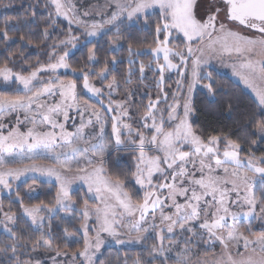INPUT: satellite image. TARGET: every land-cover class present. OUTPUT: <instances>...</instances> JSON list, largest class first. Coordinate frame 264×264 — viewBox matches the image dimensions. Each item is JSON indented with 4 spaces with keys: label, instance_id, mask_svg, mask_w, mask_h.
<instances>
[{
    "label": "snow or ice",
    "instance_id": "obj_1",
    "mask_svg": "<svg viewBox=\"0 0 264 264\" xmlns=\"http://www.w3.org/2000/svg\"><path fill=\"white\" fill-rule=\"evenodd\" d=\"M50 2L56 17L62 16L69 26L76 24L84 27L89 36H95L125 15L129 20L133 17L138 19L147 10L158 8L162 25L157 24V46L151 51L157 58V68L160 71L157 82L159 92L156 99L149 98L143 114L136 121L138 126L133 127L124 122L125 117L131 119L125 102L111 99L113 90L118 88L115 80L107 84L109 102L105 106L103 99H100L104 95L102 89L90 82L92 74L83 69L72 68L74 73L79 71L83 75V88L98 98L100 108L79 103L76 81L54 77L58 69L70 68L67 63L69 52L65 50L61 54L57 49L61 45L66 49L68 44L75 47L76 37L71 34L66 40L52 45L47 63H39L27 74L15 72L7 61L0 64V78L4 82L14 81L23 89V92L17 89L15 94L0 93V130L10 129L6 135L0 131V185L10 188L11 179H19L27 172L54 177L59 184L56 204L63 207L64 201L70 199L69 187L72 183V179L65 174H74L88 184L89 192L96 193L95 199L99 204L90 207L85 201V223L81 224L84 246L72 253L71 264H77V261L79 264H94L95 252L92 249L99 251L103 243L101 233L115 238L120 234L118 228H123L129 242L139 243L145 238L149 228L159 229L156 239L161 242L162 251L164 226L168 233H173L177 226L181 232L194 233L193 222H199V228L207 230L209 239L218 241L222 246L223 251L215 264H264V231L256 234L250 227L252 219H264V192L257 198L246 171L264 174V167L257 166L251 156L241 159V144L237 140L227 134L205 137L202 132L195 130L192 122L196 112L193 103L195 86L201 79H211V73L207 77H201V65H206L212 58L235 56L238 62L231 65L233 75L252 91L258 101L260 118L255 120L253 127L264 138V0H222L205 19L197 17L196 0H124L123 3L121 0H113L118 11L104 23L90 25L75 14H70L73 13L71 0ZM221 13L224 15L223 21L219 19ZM173 30L181 33L187 41L185 49L175 51L168 46L169 34ZM244 30H251L252 34H245ZM161 32L165 34L162 42L159 41ZM44 35H48L47 29ZM4 39H9L7 32L4 33ZM160 54H163V64L159 63ZM172 57H179L180 63H174ZM94 58L95 53L90 48L88 59L91 61ZM189 62L191 80L187 85V95H184L183 81L188 74ZM173 69L180 74V79L176 81L177 90L172 92V100L169 102V93L163 87L164 73ZM106 72V68L100 69L101 80L106 78ZM140 72L143 75V64ZM41 74L53 75H48L45 80ZM203 87L214 95L211 83L204 84ZM57 95L60 97L59 101L55 100ZM47 98H51L53 102H47ZM161 104L166 107H161ZM228 106L231 111V102ZM181 107L182 114L179 111ZM69 109H76L81 115V125L75 132H68L60 121L61 115L67 121ZM165 112L167 120L164 118ZM86 113H90L89 124L92 122L91 117H94L99 125V133L92 140L84 139ZM107 113L113 114L111 132L117 148L125 142L123 138L127 137L128 142L138 150V156L133 157L136 169L133 176L136 184L144 191L142 200L133 201L129 191L125 190L124 180L102 175L106 151L102 141ZM13 115L15 123L10 124ZM249 123H252L251 119ZM21 124L31 126L26 131H21ZM58 141H63L67 146L60 147ZM256 142L252 140L253 144ZM58 147L59 151H56ZM15 149L20 151H14ZM25 149L28 150L27 159L31 163L23 167L13 166L23 163ZM49 157L55 159L51 165L45 166L41 161ZM84 161L88 166H98L91 167V170L89 167L79 166ZM73 163L78 166L73 168ZM259 163L264 164V158H260ZM158 177L163 178L159 183L155 182ZM241 189L245 193L242 197ZM164 190H167V194ZM232 193L236 194V200L230 198ZM181 197L184 203L178 202ZM208 197L211 199H207ZM229 204H238L241 208L247 205V211H230ZM21 207L33 225L39 222L38 226H43L41 205L26 207L21 204ZM165 207L174 208L175 212L165 214ZM52 210V207H48L49 212ZM157 210L160 212L159 224L156 223ZM93 213L98 227L94 229L95 237H90L87 220ZM149 215L152 217L151 222L147 218ZM4 216L7 221H14L13 215L5 213ZM241 216L248 219L249 227L245 231L249 234L239 229L238 220ZM124 217L131 219L125 223ZM229 217L231 224L228 223ZM5 231L12 238L10 247L12 256L15 257L14 264H41L40 260L22 261L17 255L16 233L7 225ZM93 239L95 244L92 243ZM116 242L124 243L120 239ZM241 242L243 251L240 250ZM27 247L28 242H25V248ZM40 249L46 253L55 252L50 257L52 264H58L56 257L68 255L59 248L54 249L51 240L45 238L43 233L31 241V251ZM152 251L157 252L155 245ZM134 264H142L139 257H136ZM174 264L192 262L187 255L177 253Z\"/></svg>",
    "mask_w": 264,
    "mask_h": 264
},
{
    "label": "trees",
    "instance_id": "obj_2",
    "mask_svg": "<svg viewBox=\"0 0 264 264\" xmlns=\"http://www.w3.org/2000/svg\"><path fill=\"white\" fill-rule=\"evenodd\" d=\"M157 24L162 25V21L159 14L155 13L145 15L136 23L121 24L117 32H110V35L107 34L96 41L85 43L82 40L83 37L79 35L76 49L67 57L70 68L58 72L54 77L58 76L62 80H75L78 85V101L92 106H97V103L89 100L84 92L83 75L79 71L74 73L72 68L90 72L92 74L90 81L99 88L115 80L118 85V88L115 89L117 94L115 96L127 102L126 106L133 117H140L149 98L154 99L157 92L156 80L149 78L152 76V72L148 71L150 67L147 66V63H152L150 51L157 46ZM45 29L48 31L47 36L44 35ZM69 29L70 27L65 21L55 16L53 6L47 0H0V64L7 61L8 66L15 72L22 71L24 74L29 72L39 63H46L49 60L48 53L52 51V44L61 41ZM5 32L9 36L8 40L4 39ZM72 34L76 35L79 32L73 30ZM114 36H116L114 39L116 42L112 43ZM117 37H119L118 40ZM162 39H164L163 32L159 34V41ZM90 48L95 53V58L91 61L88 59ZM142 64L144 65L143 75L140 72ZM101 68L107 70L106 78L103 80H99ZM209 73H211V79H201L200 88L193 94L196 112L192 117V122L195 130L198 133L202 132L205 137L212 134L229 135L241 144V159L251 156L253 162L264 167V164L259 163L260 158H264V138H261L253 127L255 120L260 118L258 102L243 85L228 74L204 70L200 75L207 77ZM48 75L44 74L43 79H48ZM209 83L212 84L214 95L203 87L204 84ZM17 89L23 92L22 87L16 83H5L0 80V93L15 94ZM229 102L232 105L231 111H229ZM73 113H77V111L68 110L69 118L67 121H63L65 129H72L69 120ZM249 119L252 120V123H249ZM14 123L10 122V124ZM108 132L109 126L103 140L106 151L110 149L105 151L104 172L109 178L119 177L124 180L125 190L129 191L133 201L142 200L144 191L136 184L133 176L136 170L133 157L137 156V151L129 147L126 149L112 147L111 143H107ZM252 140L257 142L253 144ZM222 147L223 145H221ZM159 180L157 181L160 182ZM261 183L264 184V179ZM30 184L36 188L34 195L29 189ZM57 192L58 186L55 183L35 178L26 179L23 183H19L13 192L1 196V210H6L14 216L11 229L16 233L17 255L22 261L35 260L40 254H43L41 251H31L30 247L31 241L46 230L43 232L38 227H34L23 216L21 204L26 207L32 205L51 207L56 202ZM72 196L75 206L79 208L89 200L83 190L74 191ZM74 213L69 218L55 216L56 223L50 227L51 236L49 239L54 248H59L60 251L72 253L82 248L81 240L70 243L66 237L67 233H76L77 237H80L77 226L81 221L74 218L79 212ZM252 229L256 234L264 231V219H255ZM165 238L174 241L171 242V245L175 243L184 249L191 247L189 248L191 252L196 250L197 258L202 255L212 257L215 253L213 249L209 248L206 237L201 238L198 242L196 235L187 231L173 236L165 235ZM189 240L190 243L187 242ZM25 242H28L27 248H25ZM11 243V236L0 232V264H14L15 257L12 256ZM177 249H175V256L172 259L167 258L168 263H165L161 257L153 259L152 245L147 243L131 249H111L108 253L103 251L97 258L96 264H134L136 257L140 258L142 264H174L177 253H179L176 251ZM193 259L196 257L193 256Z\"/></svg>",
    "mask_w": 264,
    "mask_h": 264
},
{
    "label": "rangeland",
    "instance_id": "obj_3",
    "mask_svg": "<svg viewBox=\"0 0 264 264\" xmlns=\"http://www.w3.org/2000/svg\"><path fill=\"white\" fill-rule=\"evenodd\" d=\"M47 1L51 5L50 0H47ZM121 2L123 3L124 0H121ZM221 2H222V0H196L195 12L197 14V17L199 19L207 18V15L210 14L211 12H214L216 6H219L221 4ZM71 3H72V6H73V13H70V14H75L80 20H82L85 24H88V25H90L92 23H104L106 20L111 18L112 14L114 12L118 11V9L116 8V5L113 2V0H71ZM53 9H54V7H53ZM54 12H55V10H54ZM85 13H87V15H85ZM155 13H158L159 16H160L159 9L155 8V9L147 10V13L143 14V15H140L138 19L144 18L145 15H152V14H155ZM57 18L61 19L62 21H65L68 24V21L65 20L62 16L61 17H57ZM138 19L136 17H133L131 20H129L127 18V16L125 15L120 20H117L116 22H114L112 25H108L105 30H102V31L98 32L95 36H89L87 34V32L85 31V28L82 27V26H77L76 24H72L71 26H69V24H68V26L71 28V32L68 31L67 34H65L66 36L62 40H66L68 38L69 34H71V36L76 37V39L74 41L75 47H73L72 44H68L67 48L65 49V46L61 45L57 49V51L62 54L63 51L67 50L69 52V55H70L72 53V51L75 50L77 45H78V36L79 35L83 37L82 40L85 43L90 42V41H96L99 38H101V37H103V36H105L107 34L110 35V32H117L119 30L121 24L136 23L138 21ZM219 19L221 21L224 20L223 13L220 14ZM229 26L231 27V25H229ZM73 30H77L79 32V34L73 35L72 34ZM234 30H240V29H234ZM244 32H245V34H252L251 31H249V30H244ZM163 35H165V34L163 33ZM114 39H116V36L112 37V40H114ZM179 39H180V41H178ZM163 40L164 39H162L160 41L162 42ZM57 43L58 42L53 43L52 45L57 44ZM186 45H187V41H185V39H184V37H183V35L181 33H177V32H175V30H173L169 34V44H168V46L170 48L174 49L175 51H179L181 49H185ZM150 53L152 54V63H147V66L150 67L148 69V71L152 72V76H150L149 78L150 79L155 78L156 85H157V82L160 79V71L157 68V58H156V56L152 53V51H150ZM172 58H173V62L174 63H177V64L180 63L179 57H172ZM237 62L238 61H237V58L235 56H232V57L223 56V57H220V58H212V59L209 60V62L206 65H201V72H203L204 70L206 72L211 70V71H214V72L217 71V72H220V73H223V74H226V75L228 74L236 82H238L241 85H243V87L247 90V92L250 95H252L255 98V100L257 101V99H256L255 95L252 93V91L250 89H248L239 80V78L237 76L233 75V68L231 67V65L234 64V63H237ZM67 63H69L68 58H67ZM159 63L160 64L164 63L163 54H160ZM31 70L32 69H30V71ZM65 70H68V69H58L57 72L54 75H56L60 71H65ZM27 73H25V74H27ZM41 75L44 77V74H41ZM49 75H53V74H49ZM164 76H165V80H164V83H163V87L169 93L168 99H169V102H171V100H172V95L171 94H172L173 91L177 90L176 81L178 79H180V74L176 70L173 69V70H170V71L166 70L165 73H164ZM100 79L101 78L99 77V80ZM0 80L3 81L2 78H0ZM190 80H191V64L189 62L188 74H187L186 78L183 81V89H182V91H183L184 95H187V85L190 82ZM90 82L93 83L92 81H90ZM5 83H8V82H5ZM9 83H15V82L14 81H10ZM107 84L108 83L104 84V86L101 87L104 95L100 99H103L105 106H107V104L109 102V96H108V91L109 90L107 88ZM199 88H200V83H198L195 86L193 94ZM84 92H86L87 97H88L89 100L91 99L95 103H97V106L95 105L93 107H96L97 109H99L100 108V104L98 102V98L95 97V96H92L90 93L87 92L86 89H84ZM158 92H159V88L157 86L156 97H157ZM115 94H116V91L113 90L111 99L115 100V101H122L119 98H117L115 96ZM156 97L154 99H156ZM59 99H60V97H59V95H57L55 97V100L59 101ZM47 102L51 103V102H53V100L51 98H47ZM124 102H125V100H124ZM79 103L84 104L83 102H79ZM182 103H183V98H181V104ZM126 104H127V102H125V107H127ZM161 107H166V105L161 104ZM72 110H76V109H72ZM179 111L182 114L183 113V108L181 107L179 109ZM112 115H113L112 113H107L106 129L109 126L108 137L110 139V140L108 139L107 143H111L112 147H116L117 148V146L115 145V139H114V137H112V132H111V124H112L111 117H112ZM158 115H159V113H158ZM129 116L131 117V119L125 117L124 122L132 124L133 127H137L138 125H137L136 121L139 120V117L138 116H137V118L133 117L130 113H129ZM89 118H90V113L84 114V123H85L84 139L85 140H92L93 136H96L99 133V125L96 123L95 118L91 117V121H92L91 124L88 123ZM164 118H165V120H167V112L164 113ZM60 121L63 123V121H64L63 115L60 116ZM10 122H15V116L14 115L11 117ZM69 123L71 124L72 129L71 130H69V128L66 129L68 132H75L76 129L78 127H80V125H81V115H80L79 111H77V113H73L71 115ZM107 124H108V126H107ZM30 126L31 125L21 124L20 125V129H21V131H26L27 127H30ZM106 129H105V131H106ZM9 130L10 129L6 128V129L0 130V131H3V133L6 135ZM57 131H59V130L57 129ZM148 135L150 136L151 133H148ZM123 139H124L125 142L122 145H120L119 148H125L126 149V147L127 148L129 147V148H131L133 150H136L137 151V156H138V150L136 149L135 145L130 144L128 142V140H127V137H124ZM103 140H104V137H103ZM93 142L95 143L96 141H93ZM58 144L60 145V147H66L67 146L63 141L59 142ZM108 150H110V149H108ZM185 150H187V149H185ZM14 151L19 152L20 150L19 149H15ZM56 151H59V147L56 148ZM24 152H25V156L23 158V163L22 164L13 165V166L23 167L25 164L31 163L27 159L28 150L25 149ZM54 159H55L54 157H49V158H47V159H45V160H43L41 162L45 166H48V165H51V163L54 161ZM94 159H97V158H94ZM256 165L259 166L258 164H256ZM72 166H73V168H76L78 165L73 163ZM79 166L89 167V170H91V167L98 166V165L88 166L87 162L84 161ZM246 171H247V175L249 177V183H250V185H251V187L253 189V192L257 196V198H259L261 196V193L264 192V184L261 183L262 180L264 179V174L257 173V172H254V171H250V170H246ZM65 175L68 176L70 179H72V183H71V185L69 187V197H70V199L64 201V206L63 207H61L60 205L56 204V202H55V204L53 206H51L52 209H53L51 212L48 211V208L42 207L43 211L40 213V215H42L44 217L43 226L42 227L38 226L39 222H38L37 225H33L31 219L24 213V211H23V216L26 217V219L28 221H30V223L34 227H38L43 232H44V230H46L43 234H44L45 238H49L51 236V234L49 232L50 231V227H52L53 223H56L55 220H54L55 216H57V217L64 216L65 218H69L71 216V214H75L74 212H79V214H77L76 217H74V218L76 220H80L81 221V222H79V225L77 226V230L80 232V237H77L76 233H69V234L67 233L66 237H67L68 242H70V243L78 242L79 240H81L83 242V245H82V248H83V246H84V231H83V229H81V224L85 223V218H84V215H83L84 205L85 204L81 208L75 206V202H74L73 196H72L73 192L76 191V190H83L84 193L86 194V196H88V198H89L87 203H88V205L90 207L93 206V205L99 204V201H97L95 199L96 193L94 191L93 192H89L88 184L85 183L84 180L76 178L74 174H65ZM102 175L104 177H106V178H109L104 171H103ZM197 176H199L198 172H197ZM35 178L36 179H40V180H44V181L53 182V183L56 184V186H58V189H59V184L57 183V181L55 180L54 177H49V176H46V175H42L39 172H27V173H24L23 175H21L19 177V179H11V187L10 188H5L3 185H0V198L3 195H8L11 192H13V190L16 189L17 185L19 183H23L26 179H35ZM158 179H160L159 181H161L163 178L162 177H158L157 180ZM157 180L155 182L159 183ZM29 189L31 190L33 195L36 193V188H34L32 184L29 185ZM164 192H165V194H167V190H164ZM243 195H245V193H244L243 189H241V197ZM230 198L232 200H236L237 196H236L235 193H232ZM207 199L210 200L211 198L208 197ZM178 202L184 203V199L182 197L178 198ZM168 203L171 204V201H169ZM241 203H243V201H241ZM27 207H29V206H27ZM205 207H206V205H205ZM228 207H229L230 211H234V212H236V211H247V205H245L243 208H241L238 204H229ZM163 211L165 212V214H170L172 212H175V209L174 208H170V207H165L163 209ZM5 213H8V212L6 210H3V209L1 210V207H0V232H4V233H7L8 235H10L8 232L5 231V225H7V227L11 228L13 221L12 222L7 221L5 219V216H4ZM159 216H160V212H159V210H157V212H156V217H157L156 223L157 224H159ZM147 218H148L149 222H151V220H152L151 215H149ZM130 219L131 218H129V217H124L123 218L125 223L129 222ZM254 220L255 219H252V221H251V225H250L251 229H252V223H253ZM201 222H202V220H201ZM228 223L229 224L232 223V220H231L230 217L228 218ZM193 224H194V233L193 234L196 235L197 241L199 242L201 238H205L206 237V239L208 240V243H209V245H208L209 248L214 250L215 253L213 254L212 257H204V255H202V256H200V258L199 257L197 258L198 252L196 250L195 251L192 250V252H191V251H189V248H191V247H188V248L184 249L183 247H179L175 243L173 245H171V242H174V241L167 240L166 238L163 241L162 251H161V242L156 239V232L159 231V229L153 230V229L149 228V231L147 233H145V238H143L141 240V242L137 243V242H129V237L127 235L126 230L123 229V228H118V232L120 233L118 235V237L114 238L112 236H109L107 233H101L100 234V238L103 241V243L101 244V246L99 248V251H96L95 248L92 249V251L95 252V256L93 257L94 264H96L97 258H99V256L102 254L103 251H105V253H108V251H110L111 249H118V250H119V248H129V249H131L133 247H140V246H142L144 244H147V243L152 245V249H153L154 245L157 248V252H155V253L152 252L153 255H154L153 259L155 257H161L165 263L168 261L167 258L172 259L175 256L174 251H175L176 248H178L176 251H178L179 253H183L184 255H187L189 257V259L191 260L192 264H215V260L219 258L220 254L223 251L222 246L220 245V243L218 241H215L214 239H211V240L209 239L207 230L199 228V222H193ZM238 224H239V229H240L241 232H245V234H249V233H247L245 231L249 227V223H248V219L247 218H244L243 216H241L239 218V220H238ZM57 225H59V224H57ZM87 227L89 228V236L90 237H95L96 232L94 231V229H96L98 227V225H97V221H96V217H95L94 213L91 214L90 217L88 218ZM252 231H253V229H252ZM180 233H181V230L179 229L178 226L175 228L173 233H168L167 229H166V226H164V232H163L164 236L165 235L173 236V235L180 234ZM225 235H226V232H225ZM117 239L123 240L124 243L118 244L116 242ZM92 243L95 244V240L94 239H93ZM52 246H53V244H52ZM53 248H54V246H53ZM173 248H175V249L173 250ZM30 249H31V247H30ZM240 250L243 251L242 242H241ZM38 251H41L43 254H40V256L35 258V260H40L41 264H52V260L50 259V257L55 255L54 251L53 252H47V253L43 249H40ZM38 251H36V252H38ZM61 252H66V251H61ZM67 253H68L67 256L61 255V256L56 257L58 264H71V257H72V253L73 252L72 253L71 252H67ZM193 256L196 257V259H193ZM35 260H33V261H35ZM77 264H79V261H77Z\"/></svg>",
    "mask_w": 264,
    "mask_h": 264
},
{
    "label": "flooded vegetation",
    "instance_id": "obj_4",
    "mask_svg": "<svg viewBox=\"0 0 264 264\" xmlns=\"http://www.w3.org/2000/svg\"><path fill=\"white\" fill-rule=\"evenodd\" d=\"M249 31H251V30H249Z\"/></svg>",
    "mask_w": 264,
    "mask_h": 264
}]
</instances>
